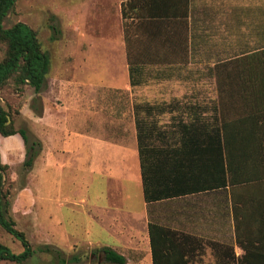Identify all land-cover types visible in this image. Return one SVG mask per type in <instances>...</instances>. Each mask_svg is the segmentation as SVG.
I'll return each instance as SVG.
<instances>
[{
  "label": "crops",
  "instance_id": "0c3cea01",
  "mask_svg": "<svg viewBox=\"0 0 264 264\" xmlns=\"http://www.w3.org/2000/svg\"><path fill=\"white\" fill-rule=\"evenodd\" d=\"M71 5L76 31L116 30L119 85L104 87L127 96L119 143L82 136L93 173L109 176L106 204L68 202L85 207L100 232L86 244L135 250L145 264H153L151 239L160 237L176 240L169 253L183 250L167 264H237L238 237L253 253L264 249V0ZM120 179L139 191L137 209H126Z\"/></svg>",
  "mask_w": 264,
  "mask_h": 264
},
{
  "label": "rangeland",
  "instance_id": "374dc122",
  "mask_svg": "<svg viewBox=\"0 0 264 264\" xmlns=\"http://www.w3.org/2000/svg\"><path fill=\"white\" fill-rule=\"evenodd\" d=\"M77 1L17 0L6 21L7 26L21 22L36 30L50 57L45 85L37 94L11 79L0 89V107L8 114L7 123L15 130L27 129L29 137L25 145L18 134L0 136L1 159L8 166L4 189L8 191L9 212L16 229L24 233L35 251L51 248V252H36L23 264H62L60 259L64 264H104L100 249L86 244L96 240L100 232L90 222L85 207L68 202L82 198L90 204H106L109 176L93 173L87 154H82L87 147L82 136L94 132L119 143L123 129L118 125V112L127 96L104 87L119 85L113 77L117 66L113 60L122 59L116 30L94 31L104 37L88 39L94 33L89 27L73 29L71 3ZM51 26L59 31L55 41L50 40ZM89 42L95 45L88 46ZM39 108L42 121L36 116ZM65 130L73 133L72 140ZM33 142L39 155L30 168L23 169ZM71 148H77L73 150H78L77 154H71ZM113 181L117 182L110 178ZM119 182L129 196L126 209H137L139 191L127 182L122 185L121 179ZM0 243L14 254L23 250L20 241L1 228ZM142 254L126 250V264H145ZM71 256L78 261L70 263Z\"/></svg>",
  "mask_w": 264,
  "mask_h": 264
},
{
  "label": "trees",
  "instance_id": "16d2710c",
  "mask_svg": "<svg viewBox=\"0 0 264 264\" xmlns=\"http://www.w3.org/2000/svg\"><path fill=\"white\" fill-rule=\"evenodd\" d=\"M16 4L17 0H0V52L2 54H0V89L11 79L15 85L29 86L37 94L45 85L50 67V57L42 48L36 30L21 22H15L9 26L6 25L8 16L14 11ZM58 35L59 31L54 26H51L50 40H57ZM32 109L35 108L32 106ZM36 116L39 118L42 116V108L36 111ZM7 122L8 114L0 107V136L9 137L18 134L23 143L27 145L29 142L27 129L15 130L12 124ZM34 145L35 142L28 147V155L22 163L23 169L30 168L39 155L38 151L34 150ZM7 170L8 166L2 162L0 155V228L18 239L23 250L19 254H14L8 247L0 243V264H23L31 259L36 252H51V248L45 246V248H39L35 251L24 233L16 229L15 222L9 212L8 191L4 189ZM227 183L232 184L231 180H228ZM248 241L239 237L236 238L237 246L243 251L237 259V264H264V249L258 248L257 252L253 253L251 248H249L250 242ZM174 242L176 240H168L166 237H160L157 240L151 239L153 264H167L166 262L177 261L184 257L182 249H179L182 253H169L177 250ZM259 243L264 242L259 241ZM184 245L182 244L183 247ZM100 251L104 255V264L127 263L124 255L115 252L111 248H102ZM224 254H226V251H224ZM228 255L229 259L234 261L232 249L229 250ZM68 261L70 263L77 262L78 259L75 256H71ZM60 262L64 264V260L60 259Z\"/></svg>",
  "mask_w": 264,
  "mask_h": 264
},
{
  "label": "water",
  "instance_id": "95a60500",
  "mask_svg": "<svg viewBox=\"0 0 264 264\" xmlns=\"http://www.w3.org/2000/svg\"><path fill=\"white\" fill-rule=\"evenodd\" d=\"M98 261H100V256H98Z\"/></svg>",
  "mask_w": 264,
  "mask_h": 264
},
{
  "label": "bare ground",
  "instance_id": "6f19581e",
  "mask_svg": "<svg viewBox=\"0 0 264 264\" xmlns=\"http://www.w3.org/2000/svg\"><path fill=\"white\" fill-rule=\"evenodd\" d=\"M11 145V144H10Z\"/></svg>",
  "mask_w": 264,
  "mask_h": 264
}]
</instances>
